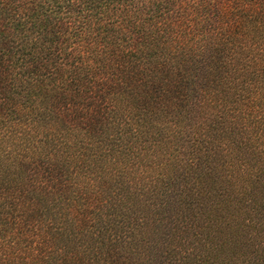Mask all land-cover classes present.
Wrapping results in <instances>:
<instances>
[{"label": "trees", "instance_id": "16d2710c", "mask_svg": "<svg viewBox=\"0 0 264 264\" xmlns=\"http://www.w3.org/2000/svg\"><path fill=\"white\" fill-rule=\"evenodd\" d=\"M0 264H264V0H0Z\"/></svg>", "mask_w": 264, "mask_h": 264}]
</instances>
